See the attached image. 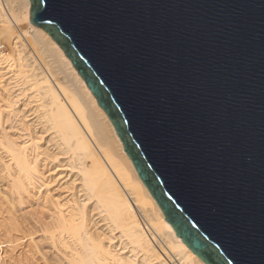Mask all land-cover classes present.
<instances>
[{
    "label": "water",
    "instance_id": "1",
    "mask_svg": "<svg viewBox=\"0 0 264 264\" xmlns=\"http://www.w3.org/2000/svg\"><path fill=\"white\" fill-rule=\"evenodd\" d=\"M176 234L264 264V0H31Z\"/></svg>",
    "mask_w": 264,
    "mask_h": 264
},
{
    "label": "bare ground",
    "instance_id": "2",
    "mask_svg": "<svg viewBox=\"0 0 264 264\" xmlns=\"http://www.w3.org/2000/svg\"><path fill=\"white\" fill-rule=\"evenodd\" d=\"M30 9L31 0H0V37L12 46L0 51V235L10 250L28 248L14 264H207Z\"/></svg>",
    "mask_w": 264,
    "mask_h": 264
},
{
    "label": "rangeland",
    "instance_id": "3",
    "mask_svg": "<svg viewBox=\"0 0 264 264\" xmlns=\"http://www.w3.org/2000/svg\"><path fill=\"white\" fill-rule=\"evenodd\" d=\"M18 26H16V27H18ZM20 26H23V24L22 25L20 24ZM11 47L12 46H11L9 41H5V39L0 37V51L1 52H4V53L9 52V51H11ZM8 110H11V109L8 108ZM62 176H64V175L62 174ZM10 248H12V247H10ZM10 248L7 246L5 239L2 238L0 235V264H14L15 259H17L19 254H22V257L25 258V256H26L25 251L28 249L27 247L23 248V247L19 246V247H16L15 250L12 249L13 250L12 251V250H10ZM19 248H20V251H18ZM30 255H31V253H30ZM12 257H15V258H12ZM35 263L36 264H42V260L38 257V259L35 261Z\"/></svg>",
    "mask_w": 264,
    "mask_h": 264
}]
</instances>
